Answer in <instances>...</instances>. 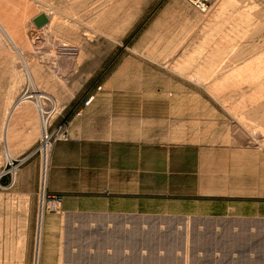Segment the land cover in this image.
<instances>
[{
	"label": "rangeland",
	"instance_id": "374dc122",
	"mask_svg": "<svg viewBox=\"0 0 264 264\" xmlns=\"http://www.w3.org/2000/svg\"><path fill=\"white\" fill-rule=\"evenodd\" d=\"M0 23L16 43L0 30V264H264V0L208 14L184 0H0ZM21 62L49 99L19 106L5 142L31 86ZM42 120L48 179L56 145L136 147V214L92 215L85 191L72 211L48 184L41 211ZM31 165L34 211L16 194Z\"/></svg>",
	"mask_w": 264,
	"mask_h": 264
},
{
	"label": "crops",
	"instance_id": "0c3cea01",
	"mask_svg": "<svg viewBox=\"0 0 264 264\" xmlns=\"http://www.w3.org/2000/svg\"><path fill=\"white\" fill-rule=\"evenodd\" d=\"M24 118L25 116L19 115L18 120ZM12 122L13 117L10 128ZM82 142L80 141L78 145L72 144L70 155L68 146L65 145L67 143L56 145L51 158L49 191L63 195L64 204H75L76 207L72 211L83 210L80 206L81 197L75 193L85 191L89 193L91 201V206L86 211H90L92 215L136 214V210L126 208L127 202L135 208L138 205V194L143 192L142 183L137 180L139 173L131 170L132 167L141 164L134 154L136 147L128 146L126 142H121L119 139L112 140L110 137L89 138L84 142L85 144ZM7 150L9 151L8 147ZM84 150L81 158L79 151ZM129 152H133V156H129ZM11 156L14 159L13 155ZM87 162L91 163V169H94L93 174L95 175V180L89 187L80 185V177L85 178L88 176L86 172L90 173L84 169L87 167ZM120 166L127 167V170L119 169ZM35 169L36 165H31L21 170L16 183L17 196L28 200L31 204V211H34L37 196Z\"/></svg>",
	"mask_w": 264,
	"mask_h": 264
},
{
	"label": "bare ground",
	"instance_id": "6f19581e",
	"mask_svg": "<svg viewBox=\"0 0 264 264\" xmlns=\"http://www.w3.org/2000/svg\"><path fill=\"white\" fill-rule=\"evenodd\" d=\"M96 6V5H95ZM220 12V11H219ZM221 13H223V12H221ZM215 16V15H214ZM244 16V15H243ZM246 16V15H245ZM219 17V16H218ZM10 20V19H9ZM46 21H47V19H46ZM94 22V21H93ZM245 22V21H244ZM238 24H241V23H238ZM237 25V24H236ZM0 30L1 31H4V33H5V38H7V40H8V42H10L11 44H13V47L15 46V44L16 43H14V41H13V39L10 37V35L8 34V33H6V31L3 29V26L1 25V23H0ZM242 32V31H241ZM237 34H239V33H237ZM1 35V34H0ZM3 36H1V37H3ZM15 49V48H14ZM53 50V49H52ZM21 59V58H20ZM22 63V62H21ZM23 64V63H22ZM25 64V66H26V70H27V72H28V74H29V80H30V88L25 92V94L23 95V98H22V100L20 101V102H18L10 111H8L7 113H6V115H5V119H4V124H3V135H2V139L3 140H5L6 139V136H7V133H8V130H9V128H10V124H11V121H12V117H13V115H14V113H15V111H16V109L19 107V104H33V105H35L36 106V108L39 110V111H43V112H45L44 111V109H43V104L42 103H40L39 102V100H43V99H49V97L47 96V95H45V93H43V92H40L39 90H38V88L37 87H35V86H32V84H33V77H32V75H31V73H30V71H29V69H28V65H27V63H24ZM23 64V65H24ZM24 66V67H25ZM26 72V73H27ZM27 74V75H28ZM33 87V88H32ZM31 88H32V90H31ZM40 94V95H39ZM37 100V102H35L34 100ZM50 101V100H49ZM41 114V113H40ZM42 119H43V117H42ZM47 121V120H46ZM42 123H43V120H42ZM42 127V126H41ZM47 129H48V125H47V122H46V124H45V122L43 123V132H44V139H46L45 138V134L47 133L46 131H47ZM43 136V135H42ZM6 142V141H5ZM44 148H43V151H44V155H45V163H44V170H43V175H44V180L46 181V179H47V175H48V162H49V155H50V146L48 145V143H44ZM7 153V152H6ZM7 158L10 160V157L12 158V156H11V154L10 153H7ZM11 162V161H10ZM42 201H43V199H42ZM42 204H43V202H42ZM45 205V204H44ZM43 215V214H42ZM42 218V217H41ZM42 220H43V218H42ZM42 220L40 221V224H39V226H40V230L42 229ZM41 236V235H40ZM40 238V237H39ZM41 240V239H40ZM40 240H39V243H40ZM38 249H40V248H38ZM38 255V254H37ZM37 262H39V261H37Z\"/></svg>",
	"mask_w": 264,
	"mask_h": 264
},
{
	"label": "built area",
	"instance_id": "2783aa9c",
	"mask_svg": "<svg viewBox=\"0 0 264 264\" xmlns=\"http://www.w3.org/2000/svg\"><path fill=\"white\" fill-rule=\"evenodd\" d=\"M185 2H187L188 4H190L192 7H194L198 12L202 13V14H208L212 11V9L214 8V6L216 5V3L218 2V0H184ZM94 101L93 98H91L90 100L87 101L86 105L87 106H90L91 103ZM62 135H65V132H63L61 134ZM46 139H43V145L44 146V143H48V145L52 148L53 146V136H50L49 133L45 136ZM43 149V147H42ZM26 161V159H23L21 161H18V164L19 165H22L24 164ZM10 166H12V168L15 167V162L13 161ZM47 184H48V178L46 179V181L44 180V175H43V178H42V183H41V192H42V199H43V203H44V200L46 198V192H47ZM53 200V205L54 206H57V205H61V200L60 198L58 197H52L51 198ZM41 211H44V204H42V210Z\"/></svg>",
	"mask_w": 264,
	"mask_h": 264
},
{
	"label": "water",
	"instance_id": "95a60500",
	"mask_svg": "<svg viewBox=\"0 0 264 264\" xmlns=\"http://www.w3.org/2000/svg\"><path fill=\"white\" fill-rule=\"evenodd\" d=\"M47 21L45 17H40L38 20H36V24L41 27L43 25H46Z\"/></svg>",
	"mask_w": 264,
	"mask_h": 264
}]
</instances>
